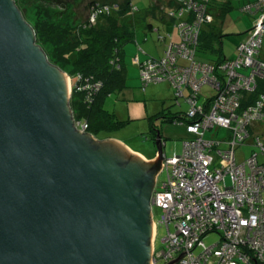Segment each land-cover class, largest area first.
<instances>
[{
    "label": "water",
    "instance_id": "obj_1",
    "mask_svg": "<svg viewBox=\"0 0 264 264\" xmlns=\"http://www.w3.org/2000/svg\"><path fill=\"white\" fill-rule=\"evenodd\" d=\"M71 82L0 0V264H153L160 130L154 160L97 138L78 127Z\"/></svg>",
    "mask_w": 264,
    "mask_h": 264
},
{
    "label": "built area",
    "instance_id": "obj_2",
    "mask_svg": "<svg viewBox=\"0 0 264 264\" xmlns=\"http://www.w3.org/2000/svg\"><path fill=\"white\" fill-rule=\"evenodd\" d=\"M199 1L185 2L198 12L200 23L197 29L185 31L186 41L171 43L161 60L140 64L146 83L167 80L176 94L191 104L186 127L193 136L184 141L181 153L164 156L167 180L155 189L152 198L153 207L163 213L160 223L169 227L163 239L165 248L155 259L160 262L178 257V264H264V94L244 109L238 100L239 90H254L257 78L264 76V61L257 57L264 34V0L256 4L261 15L249 38L238 46L240 57L224 64L225 73L195 60L192 54L191 43L206 20ZM243 67L251 70L244 73ZM205 85L213 88L207 101L200 98ZM228 86L234 87L233 92ZM216 125L230 128L240 140L249 136L252 125H261L256 137L250 134V144L260 150L252 149L250 157L241 162L234 148L219 150V157H215L213 149L220 140L204 135ZM78 127L86 130L88 124L80 121ZM228 141L232 146L237 143L230 137ZM173 223L175 231L170 229ZM210 232L220 238L208 246L203 237ZM198 247L203 250L198 251Z\"/></svg>",
    "mask_w": 264,
    "mask_h": 264
},
{
    "label": "trees",
    "instance_id": "obj_3",
    "mask_svg": "<svg viewBox=\"0 0 264 264\" xmlns=\"http://www.w3.org/2000/svg\"><path fill=\"white\" fill-rule=\"evenodd\" d=\"M188 1L189 0H152L151 5L140 9L134 0H123L121 2L91 0L87 2L86 6L89 13L88 16L86 19H80L75 10V4L78 0H16L26 19L33 25L36 31L37 42L44 48L50 61L70 75L73 82L71 106L76 120L87 123L88 128L86 130L90 134L96 137L104 134V138L111 137L108 134L110 130L114 128L121 129L127 124L126 121L118 119L114 112L105 109L104 102L111 94L127 86V46L129 43L137 41V24L142 22L143 29L146 32H153L155 30L157 32V41H164L166 44L163 55L156 57L150 55L148 51L143 48V45L136 43L140 51L146 56L141 60V63L147 60H161L166 55L171 43H184L186 41L185 31L197 29L200 24L198 12L186 6L185 2ZM201 2H203L205 9L206 20L199 26L197 38L191 43L190 48L192 54L194 53L195 60L210 63L215 66V70L225 73L227 70L223 69L224 64L228 60H235L240 57L238 46L241 42L249 38L250 31L257 18L251 16L250 20L252 22L253 19V26L245 32V38L243 40H241V38V41L239 40L236 43L235 55L228 56L223 51V36L226 34L223 32L222 23L220 25V22H222V19L232 10L233 0L199 1V3ZM258 2L259 0H244L240 8L242 11L251 14H254V11L261 13L255 8ZM246 6H250V9H246ZM139 11H141L140 15H138ZM215 15L218 17V21H216L217 17H215ZM167 25H172L174 27V32H177L179 35L178 40H174L172 33L167 31ZM189 27L190 29H188ZM263 44L264 34L262 45L258 51L259 54L261 53ZM211 53L212 55H219L213 59L199 56L200 54L204 56ZM260 60L264 61V58ZM240 69L242 72H244L243 69L250 71L249 67ZM140 76L144 89L147 88L149 84L153 83H146L143 80L141 69ZM74 79H76V83H74ZM205 86L211 87L210 85ZM207 93H209V91H203L204 97H200L203 101L210 99L209 95H206ZM263 94L264 76L257 78V86L254 90L242 89L238 91V100L240 101L241 108L244 109L245 106L256 104ZM173 96L176 103L179 102L178 100H181V97L176 94L175 89L173 91ZM182 98L190 104L185 97ZM190 108L191 104L186 113ZM239 111L243 112L244 110L239 109ZM155 116H157V120L162 121L161 124L158 123L156 127L154 124L156 119L154 116V118L151 117L153 126L152 138L155 142L158 137V130H160L163 138V132L160 128L161 125L175 123L176 121L183 122L180 118V116L183 117V114H177L175 112L171 115L166 113L160 114L159 116L157 114ZM184 117L188 120L186 114ZM215 127H224L228 129V134L222 139L223 141H221L223 144L216 145L213 149L215 157H219V150L234 148L236 157L241 162L243 159L246 160V158L250 157V153L253 151L252 149H257V147L250 144V134L256 137L258 134L257 130L261 129V125H252L251 131L249 125L248 129L250 133L244 140L236 139L232 130L228 127L222 125H216ZM229 137L230 139L236 140L237 143L234 146L228 141ZM242 145L250 146V152L245 151ZM183 147L181 152L183 151ZM175 153L178 152L175 151L173 154ZM155 208L157 207H153V215ZM162 216L163 213L161 211L160 221L162 220ZM160 221L156 223L154 220L157 229L161 226L169 231V227H167L165 223H160ZM171 225L170 229L172 230ZM211 234H213V232L207 233L203 237V241L208 246L215 243L220 238L219 234L214 232L219 238L211 244H208L206 239L209 238ZM202 250L201 247H198V251ZM161 261H163V259L160 260V262ZM172 261L173 259H170V262Z\"/></svg>",
    "mask_w": 264,
    "mask_h": 264
},
{
    "label": "rangeland",
    "instance_id": "obj_4",
    "mask_svg": "<svg viewBox=\"0 0 264 264\" xmlns=\"http://www.w3.org/2000/svg\"><path fill=\"white\" fill-rule=\"evenodd\" d=\"M88 1L91 0H81V1L78 0V2L75 4V10L78 18L86 19V17L88 16L89 13L86 7ZM98 1H104V0H98ZM106 1L121 2L123 0H106ZM134 1L140 9L148 7L149 5H151L152 2V0H134ZM243 1L244 0L241 1L233 0L232 10L229 13H227V15L222 19V22H220V25L222 23V30L224 34H226L225 36H223V42H224L223 51L228 56L232 55V53L235 50L236 43L241 38L244 37L249 22L251 24V27L253 26L254 23L253 19L252 22L250 20L251 13L242 11L240 8V5H242ZM140 12L141 11L138 12V15H140ZM260 15L261 13L254 11L253 18L255 17L258 18ZM215 17L217 16L215 15ZM216 21H218V17L216 18ZM136 29H137L136 30L137 41L134 43H129L127 46V48L130 47V53H128L129 58L133 59L132 58L133 53L131 52L133 46L136 49V54L140 52L143 56H145V54L142 51H140L139 47L135 45L136 43H139L144 47L148 48L147 51L150 55H152V53H155L156 55H160L158 50L153 49V44L157 43L156 42L157 32L155 30L153 32L150 31L146 32L143 29L142 22H139L137 24ZM218 55L219 54L212 55L211 53L209 55H204V56L200 54L199 56L213 59L218 57ZM261 56L264 57V44L261 49ZM131 71L132 70H130L129 68L127 86L124 87L122 90H119L111 94L109 97H107V99L104 102L105 109H107L110 112H114L118 119H124L127 122V124L123 128L121 129L114 128L110 130L108 134L111 136V138H116L118 140L125 142L128 146H130L133 149L134 152H136L135 150H140V151H145L148 155H154L158 150V144L152 138L153 137L152 123L150 124L149 119L148 120L144 119L146 114L142 110H139L137 108V105L144 104L146 101L144 99H147V103L149 106H151L152 108L154 106H157L154 102L151 101V98L154 95L161 97V99H166V100H162L163 102L165 101V104L161 112L158 113L159 116L160 114H166V113H169V115L173 114L175 112L174 110H177L176 107L179 108L180 111L186 112L190 104H188V102L182 97L180 98L182 99L180 100V102H182L181 105H177L175 103V100L173 98L174 96L172 93L174 91V88L168 81L151 83L145 89L144 86H142V83L140 87H136L134 84L128 86V82L131 81L132 79ZM243 71L249 72V70L247 69H243ZM74 81H75L74 83H76V79H74ZM71 83L73 85V82ZM206 87L208 86H205L204 88ZM144 93H146L147 98H139L142 97ZM170 95L171 98H169ZM154 117L157 121V116ZM227 134H228V129L224 127H215L213 130L210 129L209 131H207L205 137L206 138L212 137L213 139L220 140V144H223L221 143V141H223L222 139H224ZM104 137L105 135L101 134L97 138L103 139ZM164 142H165V145L163 147L165 153L164 155L170 156L175 151H177L178 154L181 152L182 149L181 138L169 137V138H165ZM242 147L245 151L250 152V146L242 145ZM166 177H167L166 170H162L161 172L159 171L157 177V185L155 189L162 187V184L166 180ZM153 194H152V198H153ZM152 198H151V202H153ZM160 216H161V210L155 208L153 219L156 221V223L160 221ZM171 227L173 231L176 230L174 223L171 225ZM167 232L168 231L165 227L159 226V229H157L156 224H154V244H153L155 247L154 255L155 254L160 255L159 252L163 249L165 245L163 238L167 235ZM156 238L157 241L155 244ZM218 238L219 236L217 234H211V236H209V238L206 239L207 240L206 242L208 244H211L212 242L216 241ZM180 261H184L183 258ZM168 262H170V260L169 261L163 260L161 262L156 260L155 264H167ZM174 264H178V263H174Z\"/></svg>",
    "mask_w": 264,
    "mask_h": 264
},
{
    "label": "crops",
    "instance_id": "obj_5",
    "mask_svg": "<svg viewBox=\"0 0 264 264\" xmlns=\"http://www.w3.org/2000/svg\"><path fill=\"white\" fill-rule=\"evenodd\" d=\"M251 16H253V14H251ZM250 27H251V24L249 23L247 30ZM166 29H167V31H169V32L172 33V37H173L174 40H178L179 35L177 34V32H174L175 30H174V27L172 25H167L166 26ZM247 30H246V32H247ZM244 38H245V35H244V37L241 40H243ZM156 42L157 43H154L153 44V49L158 50L160 55H156L155 53H152V56H156V57L159 56L160 57L164 53V49H165V45L166 44H165L164 41H162V42L161 41H156ZM143 48L145 50H148V48H146L144 46H143ZM131 52L133 53V56H132L133 59H130L129 56H128V53H130V47H128L127 48V57H128V61L129 62L127 61V65H126L127 66V78H128L129 68H130V70H132L131 71L132 79H131V81L128 82V86L131 85V84H134L136 87H140V85L142 83L141 82V76H140V64H141V62H142L141 60H143L144 56L140 52H138L137 53L138 55H137L136 54V49H135L134 46H133ZM260 54L258 53V56L257 57L260 58V59H263L264 57H262ZM234 55H235V50L232 53V56H234ZM153 83H157V82H153ZM204 87H203L202 91H209V93H207L206 95H209V97H212V94H213L212 90H213V88L212 87H206V88H204ZM202 96H203V94L201 95V97ZM139 98H147L146 93H144V95L142 97H139ZM169 98H171V95L169 96ZM144 100H146L145 103L144 104L137 105V108L139 110H142L146 114V116L144 117V119L145 120L146 119L147 120L149 119V122L151 124V120H152L151 117H153L156 114H158L159 112H161V110L164 108V104H165V101L163 102L162 100H166V99H161V97H158V96H155L154 95L151 98V101L154 102L157 106H154L153 108L148 105L147 99H144ZM178 101H179L178 103H176V101H175V103L177 105H181L182 102H180V100H178ZM176 109L177 110H174L175 113H177V114H183V117L180 116L181 120H183V123L182 122H179V121L178 122L176 121L175 123L163 124V125H161L160 128L162 129L163 138L164 139L165 138H169V137L181 138L182 139V144L181 145L183 147V141L186 140V139H188V138H191L193 135L191 133L187 132V127L186 126H187L188 120H186V118L184 117V115L186 114V112L182 113V111H180V109L177 108V107H176ZM121 120H124V119H121ZM124 121H126V120H124ZM161 122H162L161 120H157L156 122H154V124L157 126V124L158 123L161 124ZM164 139H163L162 142H164ZM164 145H165V142H164ZM129 148L133 151V149L130 146H129ZM135 151H136V153L140 154L142 157H144L147 160H154L156 158L157 152H158V151H156V154H154V155H148L145 151H140V150H135ZM260 159H262V156H260Z\"/></svg>",
    "mask_w": 264,
    "mask_h": 264
},
{
    "label": "bare ground",
    "instance_id": "obj_6",
    "mask_svg": "<svg viewBox=\"0 0 264 264\" xmlns=\"http://www.w3.org/2000/svg\"><path fill=\"white\" fill-rule=\"evenodd\" d=\"M228 87H229V86H228ZM233 90H234V87L230 86V87H229V91H230V92H233ZM152 261H153V264H155V263H154V260H152Z\"/></svg>",
    "mask_w": 264,
    "mask_h": 264
},
{
    "label": "flooded vegetation",
    "instance_id": "obj_7",
    "mask_svg": "<svg viewBox=\"0 0 264 264\" xmlns=\"http://www.w3.org/2000/svg\"><path fill=\"white\" fill-rule=\"evenodd\" d=\"M156 141H157V139H156ZM163 170H165V169H163Z\"/></svg>",
    "mask_w": 264,
    "mask_h": 264
}]
</instances>
